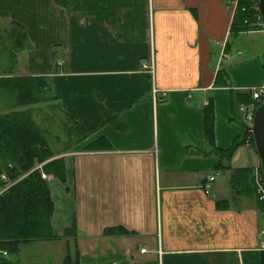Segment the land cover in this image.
I'll return each mask as SVG.
<instances>
[{
	"label": "crops",
	"instance_id": "0c3cea01",
	"mask_svg": "<svg viewBox=\"0 0 264 264\" xmlns=\"http://www.w3.org/2000/svg\"><path fill=\"white\" fill-rule=\"evenodd\" d=\"M64 1L0 0V33L27 40L12 66L29 73L10 76L46 79L77 127V148L54 151L70 158L65 190L47 175L59 239L76 221L87 264H243L264 219L231 181L261 163L247 143L222 151L247 134L239 108L264 85V39L232 33L234 0Z\"/></svg>",
	"mask_w": 264,
	"mask_h": 264
},
{
	"label": "trees",
	"instance_id": "16d2710c",
	"mask_svg": "<svg viewBox=\"0 0 264 264\" xmlns=\"http://www.w3.org/2000/svg\"><path fill=\"white\" fill-rule=\"evenodd\" d=\"M250 2L251 0L242 1L233 21L234 29L244 31H248V28L254 29L245 25V20L255 19L254 14L251 15L243 9L247 8ZM226 77L227 72L221 70L217 75V80L221 83V79H226ZM30 79L35 81L30 84ZM47 86L46 79L41 77L0 76V88L3 89V94L16 96L18 106L40 102L38 93L42 89H47ZM244 97L246 98L243 103L253 102L250 93L245 94ZM212 119L213 108L211 106L207 108V124ZM208 131L212 134L211 125L208 126ZM250 136L247 133L243 139L236 140L231 148L223 150L222 153L233 156L238 147L244 144ZM252 144L256 150L254 138ZM54 157L55 154L47 137L32 120L29 111L18 110L4 115L0 114V264H20L13 261L11 257L20 253L22 245L36 240L59 239L52 224L54 202L48 182L43 177V174H53L59 179H65L64 162L61 160L64 158L53 159ZM259 168L263 172L261 164ZM3 175L8 179L7 182L3 179ZM231 182L232 187L239 193L254 197L261 212L263 211V206L257 199L255 168L246 167L234 170ZM111 232L112 230L108 233ZM64 236L74 237L77 240L76 221L72 227L66 229ZM4 253H7V256ZM68 260L66 264H80L78 261L73 262L71 258ZM243 261L244 264H264V251L245 252ZM148 264L159 263L153 261Z\"/></svg>",
	"mask_w": 264,
	"mask_h": 264
},
{
	"label": "rangeland",
	"instance_id": "374dc122",
	"mask_svg": "<svg viewBox=\"0 0 264 264\" xmlns=\"http://www.w3.org/2000/svg\"><path fill=\"white\" fill-rule=\"evenodd\" d=\"M242 1L243 0H234L233 3H230V5L232 6V28H231L232 33L237 35L241 33L256 32V34H258L260 37L264 39V30L262 29H251L250 30L248 28V31H244L238 28L234 29L233 21H234V18L237 16V13L241 7ZM253 1L254 0H251V2L248 4L249 8L252 7ZM63 5L64 7L69 9L71 4L68 0H65L63 2ZM248 7L243 8V9L249 12L251 15L254 14L255 16L254 18H256V12L254 10L252 11L249 10ZM245 25L250 27L249 24L245 23ZM15 36L16 35H12V34L8 35L5 33L4 34L0 33V76L6 77V76L13 75L14 73H17V74H28L29 73L28 68L24 67V64L21 65L20 68H14L12 66L13 60L17 57L18 52L22 51V49L25 48L24 45L27 42V40L24 39L23 33H19L17 37ZM228 57H230L228 54L226 53L223 54L222 62H224V64L228 62L226 61V58L228 59ZM18 77H29V76L23 75V76H18ZM32 81H35V80L30 79L29 80L30 84L33 83ZM41 86L44 87L42 83H41ZM38 95L37 96L40 97V102L32 103L29 105L18 106L17 105L18 100L16 99V96L14 95L6 96L3 94V89L0 88V114L4 115V114H8V113L18 111V110H24V111L27 110L29 111L32 120L36 122L39 128L44 132L45 136L47 137V140L49 139V142H50L49 145L50 144L52 145L50 147L53 152L56 151L60 153H65V152L74 150V148H77L78 143L76 144L77 140L75 139L77 136L75 133V129H77V127H74V122L70 121L69 117H67L68 113L66 112V110L60 107V105L56 103L55 93L51 90L49 91L47 89H42L38 93ZM33 97L34 96H32V98ZM249 104H252V102ZM249 104H245V105H249ZM73 129H74V138H73ZM51 137L52 139H50ZM252 139H253V136L249 137L248 141L245 143L249 144V147L253 149L251 151L253 155L255 154L256 157L257 156L259 157V155L256 153L255 148L253 147ZM245 156L248 157L245 159L249 161L250 158L247 152L245 153ZM61 160H63L64 162V167H65L64 178L65 179H59V180L62 184V190H65L64 184H68L69 182L68 172L70 170V158H67V159L64 158ZM220 175H221L220 179H218L219 183L226 182V179H225L226 177H224L225 175L222 172H220ZM46 180L48 182V185L51 191V196H52V189H51L52 182L49 181L48 176H46ZM69 188L70 187H68L67 197L72 199V197L70 196V194H72V187L71 189ZM62 190L58 188V191L57 190L55 191L57 193H60V192H63ZM64 199L65 201H67V198L64 197ZM52 200H53V197H52ZM69 203H71V201ZM56 205H58V203L55 204L54 202V212L56 209ZM62 213H63L62 217L63 219H65L68 216V214L71 215L72 210L64 207V209H62ZM263 219H264V216H263ZM62 225L63 224H61V226ZM62 236H64V233ZM28 244L30 245L26 246L25 249L24 248L22 249V247L24 246L22 245L20 253L15 257H11V259L15 262H19L20 264H27V263L29 264H66V262H69L68 259L71 258L73 262L78 261L80 262V264H87L86 245L85 243L78 244V240L74 239V237L64 236L57 240H36ZM256 250L259 252H263L259 250L258 248ZM141 252L145 253L146 250L142 249ZM4 255L7 256V254L5 253Z\"/></svg>",
	"mask_w": 264,
	"mask_h": 264
},
{
	"label": "built area",
	"instance_id": "2783aa9c",
	"mask_svg": "<svg viewBox=\"0 0 264 264\" xmlns=\"http://www.w3.org/2000/svg\"><path fill=\"white\" fill-rule=\"evenodd\" d=\"M249 10H254L256 12V18L252 22L249 20H245V23L249 24L254 29L264 30V17L260 11V0H254L253 5L251 8H249ZM252 97V104H242L239 108L244 115V121L250 126L253 125L257 108L264 102V85L259 88H254L252 90ZM219 176V173L207 176V186L216 181ZM43 177L46 178V174H43ZM3 179L5 180V182L8 181L5 175H3ZM255 184L257 187V199L263 206L262 214L264 216V173L261 172L259 167L255 168ZM10 185L11 184H9V186ZM258 249L264 251V229H262L260 232V243Z\"/></svg>",
	"mask_w": 264,
	"mask_h": 264
},
{
	"label": "water",
	"instance_id": "95a60500",
	"mask_svg": "<svg viewBox=\"0 0 264 264\" xmlns=\"http://www.w3.org/2000/svg\"><path fill=\"white\" fill-rule=\"evenodd\" d=\"M260 11L264 17V0H260ZM248 132L253 133L255 147L264 173V102L257 108L253 126H248Z\"/></svg>",
	"mask_w": 264,
	"mask_h": 264
}]
</instances>
